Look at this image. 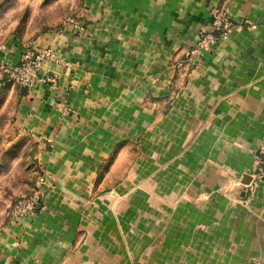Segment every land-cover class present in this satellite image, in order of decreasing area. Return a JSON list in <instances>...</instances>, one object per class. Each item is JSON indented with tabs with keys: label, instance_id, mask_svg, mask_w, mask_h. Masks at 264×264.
Listing matches in <instances>:
<instances>
[{
	"label": "crops",
	"instance_id": "obj_1",
	"mask_svg": "<svg viewBox=\"0 0 264 264\" xmlns=\"http://www.w3.org/2000/svg\"><path fill=\"white\" fill-rule=\"evenodd\" d=\"M80 6L0 46V67L27 45L57 59L54 83L0 84L41 194L0 225V264H264V0ZM217 7L233 31L198 49Z\"/></svg>",
	"mask_w": 264,
	"mask_h": 264
},
{
	"label": "rangeland",
	"instance_id": "obj_2",
	"mask_svg": "<svg viewBox=\"0 0 264 264\" xmlns=\"http://www.w3.org/2000/svg\"><path fill=\"white\" fill-rule=\"evenodd\" d=\"M80 5L81 0H0V46L15 38L29 42L44 29L61 27L80 13ZM2 99L0 93V225L12 217L15 202L31 195L40 180L36 147L18 141L11 132L14 104L5 106Z\"/></svg>",
	"mask_w": 264,
	"mask_h": 264
},
{
	"label": "built area",
	"instance_id": "obj_3",
	"mask_svg": "<svg viewBox=\"0 0 264 264\" xmlns=\"http://www.w3.org/2000/svg\"><path fill=\"white\" fill-rule=\"evenodd\" d=\"M75 19L70 18L68 22ZM234 22L227 7H217L212 11L211 30L203 33L197 42L198 49L212 50L233 31ZM55 61L56 54L52 48H24L18 63L5 64L0 67V84H15L31 89L37 83H54L55 77L41 74L45 61ZM259 175L264 178V149L259 159ZM41 194L35 190L31 195L18 199L12 208V219L34 214Z\"/></svg>",
	"mask_w": 264,
	"mask_h": 264
}]
</instances>
